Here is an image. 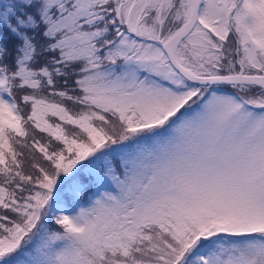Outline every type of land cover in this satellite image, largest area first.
Returning a JSON list of instances; mask_svg holds the SVG:
<instances>
[{"label":"snow or ice","instance_id":"snow-or-ice-1","mask_svg":"<svg viewBox=\"0 0 264 264\" xmlns=\"http://www.w3.org/2000/svg\"><path fill=\"white\" fill-rule=\"evenodd\" d=\"M0 264H264V0H0Z\"/></svg>","mask_w":264,"mask_h":264}]
</instances>
